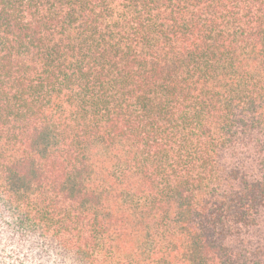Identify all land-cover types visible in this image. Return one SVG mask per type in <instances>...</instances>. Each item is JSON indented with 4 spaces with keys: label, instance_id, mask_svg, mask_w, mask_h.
Here are the masks:
<instances>
[{
    "label": "trees",
    "instance_id": "1",
    "mask_svg": "<svg viewBox=\"0 0 264 264\" xmlns=\"http://www.w3.org/2000/svg\"><path fill=\"white\" fill-rule=\"evenodd\" d=\"M0 264H264V0H0Z\"/></svg>",
    "mask_w": 264,
    "mask_h": 264
}]
</instances>
